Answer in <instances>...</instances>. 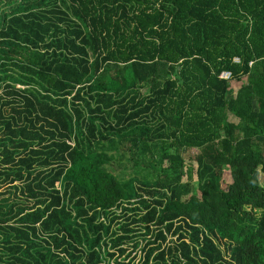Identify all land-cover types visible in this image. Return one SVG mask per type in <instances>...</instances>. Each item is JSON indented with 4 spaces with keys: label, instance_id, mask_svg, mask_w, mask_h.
Listing matches in <instances>:
<instances>
[{
    "label": "trees",
    "instance_id": "16d2710c",
    "mask_svg": "<svg viewBox=\"0 0 264 264\" xmlns=\"http://www.w3.org/2000/svg\"><path fill=\"white\" fill-rule=\"evenodd\" d=\"M2 186L0 264L264 258V0H0Z\"/></svg>",
    "mask_w": 264,
    "mask_h": 264
},
{
    "label": "rangeland",
    "instance_id": "374dc122",
    "mask_svg": "<svg viewBox=\"0 0 264 264\" xmlns=\"http://www.w3.org/2000/svg\"><path fill=\"white\" fill-rule=\"evenodd\" d=\"M235 87L237 89V85H235ZM236 89L234 90V92L236 91ZM193 158H194V153H188V154H186L187 162H192L193 161ZM229 184H231L230 175L226 173V177H225V181H224V184H223V188L226 189V187ZM4 189L5 188L3 186L0 187V192L2 193ZM258 259H256V261L254 262V264H264V258L263 257H261V259H259V261H261V263L258 261Z\"/></svg>",
    "mask_w": 264,
    "mask_h": 264
},
{
    "label": "built area",
    "instance_id": "2783aa9c",
    "mask_svg": "<svg viewBox=\"0 0 264 264\" xmlns=\"http://www.w3.org/2000/svg\"><path fill=\"white\" fill-rule=\"evenodd\" d=\"M235 63L239 64L240 61L239 60H235L234 61ZM253 65V64H252ZM231 74L230 73H223L220 77L221 80H224V81H230L231 80Z\"/></svg>",
    "mask_w": 264,
    "mask_h": 264
}]
</instances>
